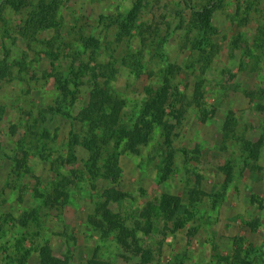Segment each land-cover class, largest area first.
Here are the masks:
<instances>
[{
	"label": "rangeland",
	"instance_id": "rangeland-1",
	"mask_svg": "<svg viewBox=\"0 0 264 264\" xmlns=\"http://www.w3.org/2000/svg\"><path fill=\"white\" fill-rule=\"evenodd\" d=\"M207 1L189 0L194 8ZM39 3L32 0L13 12L0 0V264H39L44 245L66 264H87L93 257L112 264H264V116L257 97L248 96L264 89V0H213L214 33L201 47L194 41L203 34L189 27L182 0H46L50 7L58 4L56 26L32 35L28 27ZM139 3L138 19L122 30L120 23H127ZM90 38L95 49L84 45ZM136 54H142L140 68L123 64ZM51 62L63 73L71 64L89 66L79 77L78 99L68 108L72 117L87 105L91 82L109 79L110 65L115 70L107 87L124 101L126 125L139 117L144 90L159 87L170 68L173 92L187 97L172 137L174 166L167 181L161 180L166 146L160 128L140 155L118 150V187L132 199L112 209L126 228L144 227L147 204L163 194L182 202L183 228L154 219L150 235L137 232L149 254L146 263L124 251L114 236L103 239L90 223L108 185L90 178L88 154L72 146V137L83 138L87 127L48 114L60 100ZM195 93L206 114L192 105ZM230 113L235 134L225 141L222 126ZM243 138H262L256 161L243 151ZM226 167L231 182L224 188ZM63 177L73 182L66 206H45L40 196L49 195ZM192 191L200 193L195 203Z\"/></svg>",
	"mask_w": 264,
	"mask_h": 264
},
{
	"label": "trees",
	"instance_id": "trees-1",
	"mask_svg": "<svg viewBox=\"0 0 264 264\" xmlns=\"http://www.w3.org/2000/svg\"><path fill=\"white\" fill-rule=\"evenodd\" d=\"M32 0H4V6L10 8L13 12H20L28 8ZM185 7L189 10L191 16L190 26L192 31L202 33L203 36L199 40L194 41L196 47L208 45L210 33H214L211 27L215 6L213 0L207 1L200 8H194L190 5L189 0H182ZM142 4H136L133 10L126 16V21L121 22L122 30L128 31L132 24L136 22L141 12ZM58 10V4L51 7L46 3V0H40L38 12L34 15L29 24V32L34 35L39 31L51 30L56 26L55 17ZM207 38H206V37ZM205 42L206 44H203ZM208 42V43H207ZM86 48H96L97 43L90 38L84 43ZM212 48V47H211ZM131 56V55H130ZM123 59V64L135 65V69L140 68L138 58L142 54H136L133 57ZM138 56V58H137ZM51 58L56 61L57 57L51 53ZM133 59V61H131ZM136 59V61H134ZM50 66L53 69L52 77L56 83L57 91L60 95L58 106L50 108L48 114L60 115L71 118L74 122L85 125L87 127L84 137L80 138L77 135L72 137V146L80 145L88 154V160L85 164L86 171L93 181L101 179L107 182L108 187L105 188L100 196L99 202L96 204L95 214L90 217L91 225L101 234L103 239H108L114 236L117 243L126 252L133 256H140L144 263L148 261V252L139 245V240L136 237L137 232L145 235H150L154 230L155 219H161L165 222V227L173 224L176 230L185 226L186 221L179 218L181 209V199L178 196L163 194L156 203L147 204L148 207L142 214V218L146 220L144 227L137 226L135 229L126 228L124 222L118 214L114 212L112 206L121 204L126 200L132 199L131 195L122 191L118 187L119 180L122 176L120 167V158L118 150L122 147V152H127L132 155H140L142 148L146 147L150 140L152 132L155 128H160L164 144L166 146V154L163 159V167L161 169L162 182L167 181L173 173L174 166V150L172 149V137L174 130L181 124V121L186 113L187 97L180 93H174L171 80L174 77V70L170 68L166 71L163 77V83L157 87H148L144 90L146 98L142 104L140 115L136 122L132 125H126L122 120V110L124 101L113 95L107 87L109 79L113 78L114 68L109 66L107 75L109 79L103 84L97 79L91 82L89 92V101L87 105L81 109L75 116H71L68 108L73 106L79 96V87L81 84L79 77L85 75L86 65L83 69L75 68L71 64L70 72L63 73L55 70L54 63ZM99 68V65H97ZM94 77V75H93ZM96 77V75H95ZM249 97L255 98L259 103L257 109L264 116V89L248 94ZM202 97L195 93L192 99V105L200 110L202 114H206L205 108H202ZM62 103L67 104V109L63 110ZM179 105V106H177ZM191 102L187 106H190ZM3 114V109L0 106V121ZM236 122L233 115L230 113L222 126L223 139L228 141L235 134ZM12 132L14 129L11 130ZM113 143V151L109 152L108 148ZM243 151L249 156L248 159L256 161L258 152L262 146V138L256 142H251L246 139H241ZM0 141V152H1ZM101 162L103 164L101 165ZM16 163L20 165V161L16 159ZM226 175L224 188L231 182L230 168H224ZM73 182L67 177H63L56 183L49 195L40 196L45 206L49 208H64L69 200L67 189ZM41 195V194H39ZM199 191H192L190 199L193 203L200 200ZM189 218L192 216L189 214ZM39 264H66L65 261L58 259L53 255L51 248L44 245L39 249ZM87 264H112L93 257ZM239 264H249L240 261Z\"/></svg>",
	"mask_w": 264,
	"mask_h": 264
}]
</instances>
